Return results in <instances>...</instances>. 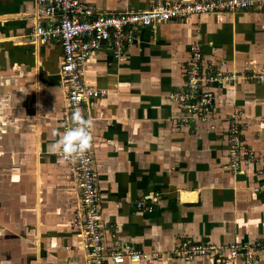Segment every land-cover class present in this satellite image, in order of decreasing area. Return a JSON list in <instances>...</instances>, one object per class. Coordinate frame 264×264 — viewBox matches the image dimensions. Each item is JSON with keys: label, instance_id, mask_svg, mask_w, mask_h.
Segmentation results:
<instances>
[{"label": "crops", "instance_id": "crops-1", "mask_svg": "<svg viewBox=\"0 0 264 264\" xmlns=\"http://www.w3.org/2000/svg\"><path fill=\"white\" fill-rule=\"evenodd\" d=\"M80 1L95 12L153 4ZM35 9V0H0V138L10 142H0V264H87L74 225L79 188L53 147L65 106L60 45L31 41ZM132 30L136 40L122 56L104 42L82 65L88 85L105 93L86 103L105 242L158 254L137 264H227L212 255L188 262L171 252L184 239L264 242V192L254 190L264 182L256 175L264 169V81L256 78L264 74V7ZM192 43L201 45L205 64L237 79L211 86L216 106L207 121L186 123V110L168 96L184 82ZM233 110L244 144L260 158L243 172L227 166ZM137 200L153 211L136 210ZM255 261L264 264V247Z\"/></svg>", "mask_w": 264, "mask_h": 264}, {"label": "built area", "instance_id": "built-area-1", "mask_svg": "<svg viewBox=\"0 0 264 264\" xmlns=\"http://www.w3.org/2000/svg\"><path fill=\"white\" fill-rule=\"evenodd\" d=\"M31 41L46 42L54 39L60 45V75L64 86L65 106L62 111V133L72 127L71 115L82 109L86 116L89 99L104 95L103 90L90 87L82 74V65L88 56L108 42L115 57L123 54V48L136 40L133 27H145L174 19H187L193 15L237 12L264 7V0H153V4L142 10L95 12L80 0H35ZM223 64V62L221 63ZM264 81V74L256 76ZM237 79L234 72H226L203 61L199 43L189 45V60L182 86L169 94V99L186 110L183 121L205 122L214 113L216 102L211 86H222ZM240 114L227 115V166L233 171H242L243 166L255 164L260 158L250 147L242 144ZM92 135V132H91ZM93 135L90 149L82 158L65 161L66 177L79 188V201L75 209L74 225L81 237L80 246L87 251V264H124L138 261L150 262L158 257L133 247L128 242L114 241L107 245L102 230V213L99 193L96 189L94 168ZM256 175L263 176L264 169ZM264 192V182L254 188ZM136 210L152 212L154 207L145 200L133 203ZM264 247V242L247 244L199 243L191 239L182 240L171 255L191 261L196 256L212 255L227 264H256L255 254Z\"/></svg>", "mask_w": 264, "mask_h": 264}, {"label": "clouds", "instance_id": "clouds-1", "mask_svg": "<svg viewBox=\"0 0 264 264\" xmlns=\"http://www.w3.org/2000/svg\"><path fill=\"white\" fill-rule=\"evenodd\" d=\"M71 121L72 127L58 134L59 139L53 145L54 149L61 153V158L65 161L73 160V158H82L90 149L92 142L91 129L93 121L85 116L82 109L77 108L72 113ZM137 261L138 257L134 256L132 264H137Z\"/></svg>", "mask_w": 264, "mask_h": 264}, {"label": "rangeland", "instance_id": "rangeland-1", "mask_svg": "<svg viewBox=\"0 0 264 264\" xmlns=\"http://www.w3.org/2000/svg\"><path fill=\"white\" fill-rule=\"evenodd\" d=\"M5 108V107H4ZM64 108V107H63ZM3 110H5V109H3ZM62 111H63V109H62ZM231 112H237V111H235V110H233V111H231ZM230 112V113H231ZM239 113V112H238ZM9 116L10 115H8V119H4V122H5V124L4 125H6V123H8L9 122ZM195 122V121H194ZM197 123V122H196ZM240 123H242V125H243V122H242V120L240 119ZM243 127V126H242ZM242 131H243V129H242ZM0 142L1 143H3V144H9L10 142H9V139H8V137L7 138H5V137H2V138H0ZM226 143H228L227 142V133H226ZM242 144H243V146H246L245 144H244V141H243V135H242ZM228 145V144H227ZM248 147V146H247ZM252 149V148H251ZM253 150V149H252ZM253 152L255 153V151L253 150ZM256 154V153H255ZM227 160H228V148H227ZM230 169V168H229Z\"/></svg>", "mask_w": 264, "mask_h": 264}]
</instances>
